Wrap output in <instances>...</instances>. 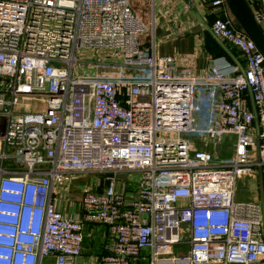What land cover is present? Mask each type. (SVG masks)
Segmentation results:
<instances>
[{
	"label": "built area",
	"instance_id": "obj_1",
	"mask_svg": "<svg viewBox=\"0 0 264 264\" xmlns=\"http://www.w3.org/2000/svg\"><path fill=\"white\" fill-rule=\"evenodd\" d=\"M248 1L264 28V0ZM212 6L244 72L221 56L197 73L143 49L129 0H0V264H264L262 204L236 199L239 179L264 173V54L226 0ZM89 49L107 58L76 71ZM185 135L232 139L233 155ZM86 174L108 183L85 187L71 215L60 205ZM91 223L111 240L86 261Z\"/></svg>",
	"mask_w": 264,
	"mask_h": 264
},
{
	"label": "crops",
	"instance_id": "obj_2",
	"mask_svg": "<svg viewBox=\"0 0 264 264\" xmlns=\"http://www.w3.org/2000/svg\"><path fill=\"white\" fill-rule=\"evenodd\" d=\"M212 1L194 0L201 15L199 17L184 0H129L135 13L146 24L149 23V25L147 24L149 32L141 36L142 48L154 51L159 56L177 55L182 66L192 67L197 73H203L215 57L224 56L235 63L234 59L221 45L219 40H222L226 45L230 46L237 60L245 67L246 62L240 50L213 33L211 25L218 14V9L212 6ZM204 101L206 102V100ZM204 104L202 102V105ZM250 104L252 109H254L251 99ZM207 117L208 108L207 106H203L198 113V120L201 124H204ZM0 118L1 132L5 128V118L3 116H0ZM192 139L196 146L199 147L197 144L199 139L194 136ZM226 141L234 142L229 138L224 140V142ZM246 179L255 190L254 199L249 201L261 202L259 175L256 178L247 177ZM107 183L108 180L105 176L97 175V178L90 174L79 176L71 184V195L74 198V202L71 204L63 202L60 207L71 215L78 214L80 212L79 202L83 189L88 187L99 190ZM86 233L83 260L95 261L106 252L105 246L111 240V236L107 226L98 223L88 224L86 226Z\"/></svg>",
	"mask_w": 264,
	"mask_h": 264
},
{
	"label": "water",
	"instance_id": "obj_3",
	"mask_svg": "<svg viewBox=\"0 0 264 264\" xmlns=\"http://www.w3.org/2000/svg\"><path fill=\"white\" fill-rule=\"evenodd\" d=\"M186 4L193 10V12L201 17L198 7L195 4L194 0H184ZM226 3L234 16L235 20L239 27L257 44L261 52L264 54V28L261 23L258 21L254 10L257 9L255 4H250L248 0H226ZM203 20V19H202ZM221 45L225 48L227 53L234 59L235 63H237L242 72H244V67L237 60L236 56L230 49L229 45H226L222 40H219ZM258 115L256 114V124L258 128L257 134V143L258 147L260 146L259 139V123H258ZM260 177V195H261V204L264 212V173L260 168L259 170Z\"/></svg>",
	"mask_w": 264,
	"mask_h": 264
},
{
	"label": "rangeland",
	"instance_id": "obj_4",
	"mask_svg": "<svg viewBox=\"0 0 264 264\" xmlns=\"http://www.w3.org/2000/svg\"><path fill=\"white\" fill-rule=\"evenodd\" d=\"M130 3V2H129ZM149 25V23H147ZM149 31H147L146 33H148ZM144 33V34H146ZM152 35V33H151ZM108 51L107 50H81L78 52V57L80 60H83V62H81L80 65H77L76 67V71H81V73H86V72H92V68L91 65H89L87 62L88 61H98V60H102L107 58ZM105 71H111V68H104ZM202 102H204V105H201V109L203 108V106L205 107L207 105V103L204 101V98H200ZM35 109H39L42 108L43 105L41 103H35ZM0 122H1V118H0ZM187 137H193V136H188L185 135ZM200 141V142H199ZM197 144L199 145V147H203L206 150L211 151L215 157L218 158H222V159H228L233 155V142L232 141H221V142H216V141H208V142H204L202 140H198ZM93 175V177L97 178V175L95 174H90ZM135 177H137L136 174H134ZM119 179H123V180H128L130 178V176L126 173L124 174H119L118 175ZM254 192L255 190L250 186L249 181L245 178H241L238 180V184H237V190H236V199L239 201H249V200H253L254 199ZM72 198V200H74L73 196H70ZM73 203V202H72Z\"/></svg>",
	"mask_w": 264,
	"mask_h": 264
}]
</instances>
